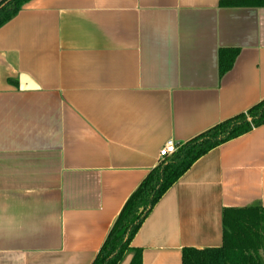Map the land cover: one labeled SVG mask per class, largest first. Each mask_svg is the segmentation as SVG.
Returning a JSON list of instances; mask_svg holds the SVG:
<instances>
[{
  "label": "crops",
  "instance_id": "0c3cea01",
  "mask_svg": "<svg viewBox=\"0 0 264 264\" xmlns=\"http://www.w3.org/2000/svg\"><path fill=\"white\" fill-rule=\"evenodd\" d=\"M221 1L30 0L0 28V264H91L166 141L264 99V7ZM221 50L238 55L219 76ZM253 205L264 124L197 160L130 248L182 264L221 247L225 209Z\"/></svg>",
  "mask_w": 264,
  "mask_h": 264
},
{
  "label": "trees",
  "instance_id": "16d2710c",
  "mask_svg": "<svg viewBox=\"0 0 264 264\" xmlns=\"http://www.w3.org/2000/svg\"><path fill=\"white\" fill-rule=\"evenodd\" d=\"M29 1H1L0 28ZM245 1L223 0L220 6L235 7ZM247 4L264 7V0H252ZM237 55L238 50L219 52V76L232 68ZM263 124L264 99L246 113L225 120L191 139L173 155L163 159L128 198L91 264H120L127 253H132L130 264H142L141 252L131 249L130 244L164 194L201 157ZM182 264H264V209L258 205L225 209L222 213L221 247L205 250L185 248L182 251Z\"/></svg>",
  "mask_w": 264,
  "mask_h": 264
},
{
  "label": "built area",
  "instance_id": "2783aa9c",
  "mask_svg": "<svg viewBox=\"0 0 264 264\" xmlns=\"http://www.w3.org/2000/svg\"><path fill=\"white\" fill-rule=\"evenodd\" d=\"M177 151V146L173 140H168L165 142L163 147L159 152V159L163 160L171 155H173Z\"/></svg>",
  "mask_w": 264,
  "mask_h": 264
},
{
  "label": "water",
  "instance_id": "95a60500",
  "mask_svg": "<svg viewBox=\"0 0 264 264\" xmlns=\"http://www.w3.org/2000/svg\"><path fill=\"white\" fill-rule=\"evenodd\" d=\"M27 82L28 81V79L26 78V77H22V78H20V82ZM31 88V87H30ZM20 90L21 91H27V90H34V88L32 87L31 89H23V88H21L20 87Z\"/></svg>",
  "mask_w": 264,
  "mask_h": 264
}]
</instances>
